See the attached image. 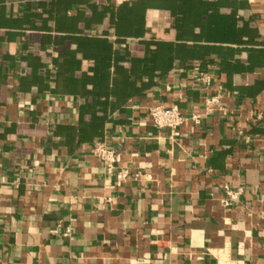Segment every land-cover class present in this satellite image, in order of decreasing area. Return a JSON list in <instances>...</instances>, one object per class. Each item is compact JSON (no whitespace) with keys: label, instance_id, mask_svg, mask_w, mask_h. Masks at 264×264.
<instances>
[{"label":"crops","instance_id":"crops-1","mask_svg":"<svg viewBox=\"0 0 264 264\" xmlns=\"http://www.w3.org/2000/svg\"><path fill=\"white\" fill-rule=\"evenodd\" d=\"M38 2L0 0V264H219L222 254L264 264V67L246 65L247 49L229 71L215 54L175 59L106 123L101 140L119 154L109 166L96 141L68 145L52 132L76 122L82 99L39 87L23 65L37 62L29 48L46 31L29 20ZM245 2L244 38L252 25L259 41L207 44L264 49V0ZM170 20L152 10L153 35L166 26L174 38ZM206 69L208 90L192 83ZM157 102L179 105L177 133L153 121ZM226 185L241 188L238 198L225 202Z\"/></svg>","mask_w":264,"mask_h":264},{"label":"trees","instance_id":"trees-1","mask_svg":"<svg viewBox=\"0 0 264 264\" xmlns=\"http://www.w3.org/2000/svg\"><path fill=\"white\" fill-rule=\"evenodd\" d=\"M38 3L41 9L30 10L29 20L46 31L36 34L34 38L39 42L29 48L37 62L23 65L37 75L39 87L52 82L56 91L81 97L76 122L59 123L52 131L68 145L100 141L114 113L133 96L164 80L175 59L185 62L215 54L229 71L241 61L235 53L247 49L246 65L252 69L264 67V49L207 44L218 38H233L238 43L259 41L252 25V31L248 30L244 38L247 22L241 19L240 9L245 7V0H130L117 5L111 0ZM71 9H76V13H71ZM154 9L169 10L168 26L176 29L174 38L165 37L166 26L160 36L146 33L154 29L150 25ZM52 29L54 32L49 31ZM51 66L55 74L51 73Z\"/></svg>","mask_w":264,"mask_h":264},{"label":"built area","instance_id":"built-area-1","mask_svg":"<svg viewBox=\"0 0 264 264\" xmlns=\"http://www.w3.org/2000/svg\"><path fill=\"white\" fill-rule=\"evenodd\" d=\"M117 4H121L125 1L130 0H115ZM213 81V75L209 69L200 71L193 77V84L199 85L202 88L208 90L210 85ZM224 85L222 83L218 84V90L214 94H207L206 95V103L207 106H210L219 100L221 93L223 92ZM149 112L152 116L153 121L161 127L167 126L170 127L174 132H178L179 127L185 120V116L181 112L179 105L174 102L171 104H166L164 102H157L156 104L152 105L149 109ZM195 119H199L200 115L195 114L193 116ZM95 153L104 159L109 166H113L118 158L119 154L117 150L107 143L105 140L96 141L94 145ZM128 171L127 170H120L117 172L118 178H125L127 177ZM226 197L224 198L225 202H229L238 198L239 194L241 193V188L233 189L230 186L226 185ZM66 234L70 233V229L67 228L65 231ZM219 264H242L241 260L238 258H232L227 254H222L219 256Z\"/></svg>","mask_w":264,"mask_h":264},{"label":"rangeland","instance_id":"rangeland-1","mask_svg":"<svg viewBox=\"0 0 264 264\" xmlns=\"http://www.w3.org/2000/svg\"><path fill=\"white\" fill-rule=\"evenodd\" d=\"M146 33L150 34V35H153V34H157V31H155L154 29L153 30L152 29H148Z\"/></svg>","mask_w":264,"mask_h":264}]
</instances>
